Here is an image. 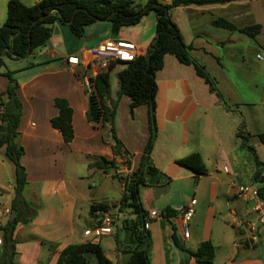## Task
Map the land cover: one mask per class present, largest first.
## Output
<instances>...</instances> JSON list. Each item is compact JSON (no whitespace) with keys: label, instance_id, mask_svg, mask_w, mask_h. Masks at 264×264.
<instances>
[{"label":"crops","instance_id":"obj_1","mask_svg":"<svg viewBox=\"0 0 264 264\" xmlns=\"http://www.w3.org/2000/svg\"><path fill=\"white\" fill-rule=\"evenodd\" d=\"M8 1L0 0V24L5 21L3 18H6ZM157 1L163 4L170 2ZM238 2L244 3L248 9L241 12L233 8L236 2H230L179 7L170 12L184 43L192 46L193 58L201 63L206 58L214 59L219 70L225 69L219 61L220 57L212 55L210 48L214 45L233 51V39L237 32L217 28L212 21L223 19L239 28L237 24H241L243 18L251 17L252 13L251 0ZM251 24L256 25L251 19L241 25ZM155 28L153 12L142 17L137 25L122 27L116 36L111 34L107 22L86 27L80 38L73 37L66 26L55 23L51 37L42 50L26 60L16 61L21 63L16 69H9L11 60H5V66L0 68V74L14 72L13 78L18 83L16 94L22 104V117L13 139L19 149L20 163L26 170L27 185L24 191L28 192V198L25 200L30 204L36 202L39 206L31 223L19 230L28 227L29 232L23 235V241L28 245L20 248L16 244L15 264H55L64 247L82 243V240L99 244L104 255L107 248L112 252L113 259H108L112 264H127L130 255L123 250L135 249V239L128 230L120 231L119 223L117 227H110L113 243L108 244L109 247L102 242L106 236L95 235L94 221L88 216L93 198L87 200V205L79 204L81 195H77L75 189L70 190L66 169L70 159L81 160L83 168L89 172L92 170V158L113 159L109 126L93 125L86 119L88 94L84 88L85 80L93 79L99 73L92 66H87L89 51L103 42L122 39L134 43L138 55H143L155 37ZM262 29L261 26L254 39L246 37L264 50L259 43ZM218 32L228 36L225 43L223 39H218ZM53 39L54 42H51ZM70 56H76L86 64L70 67L66 64ZM257 56L256 59L260 60ZM240 59L239 66L244 68V56ZM260 61H264L262 56ZM122 69L118 70L115 66L110 74H117ZM155 78L157 133L165 131L167 134H156L144 170V185L139 187L142 208L149 215L151 212L157 215L146 223L150 236V264H196L194 259L174 247L172 226L176 227L178 238L189 251L195 252L202 242L209 241L215 249L213 264H262L248 252L240 255L236 230L228 223L230 220L236 221V216L243 218L246 215L256 189V183H252L255 171L252 155L240 147L241 141L236 137L241 124V132L249 135L243 112L253 103L251 89L244 83L247 82L243 79L245 77L236 75L233 81H242L241 87L229 83V94L224 93L222 87L217 88L227 108L214 93L209 92L208 86L196 76L192 66L180 64L174 56H164L163 67ZM110 83V98L114 100L118 90H115L114 82ZM7 86L8 78L0 75V94L5 93ZM262 88L260 93L263 92V97L258 101L261 100L264 105V78ZM56 98L66 100L72 110L74 139L67 145L50 124V120L58 115L54 106ZM130 102L126 96L119 99L115 132L131 156L130 172H133L138 168L149 130L146 108H135L133 117H130ZM141 110L144 116L138 123L137 114ZM260 121V118L255 120L259 124ZM193 154L200 156L207 171L206 175L196 180L190 170L176 164L178 160ZM121 161V158H115V167ZM150 169L154 171L149 172ZM91 174L92 171L83 177L82 173H73V178L81 181ZM99 177L103 181L110 179L109 174L101 173ZM87 188L90 197L93 196L96 187L89 183ZM119 189L121 198L123 187L119 186ZM192 199L195 203L191 207L193 213L189 220V237L183 239L179 215L182 209L190 206ZM98 203L107 202L102 200ZM167 206L177 212L175 218L167 220L159 217L161 210ZM114 211L117 212V209ZM224 213L226 215L223 216ZM48 214L57 220L50 233L42 228V220ZM84 221L86 227L81 223ZM261 230L264 232V229ZM117 234L119 247L116 245ZM18 235L16 230L15 241ZM143 242L140 250L145 248L146 240Z\"/></svg>","mask_w":264,"mask_h":264},{"label":"trees","instance_id":"obj_2","mask_svg":"<svg viewBox=\"0 0 264 264\" xmlns=\"http://www.w3.org/2000/svg\"><path fill=\"white\" fill-rule=\"evenodd\" d=\"M238 1L244 0H170L169 4H163L157 0H146L143 6L134 4L131 0H40L30 7L18 0H9L7 3L6 19L0 26V68L5 66V60H26L42 50L51 37L52 26L55 23L66 26L73 37L80 38L86 27L98 22H107L110 25L111 34L116 36L122 27L137 25L142 17L150 12L155 15V37L145 54L138 55L131 62L111 64L105 71L90 80L92 91L88 94L87 121L93 125H108L110 130L113 159L108 161L100 157V162L95 164L104 174L107 173L105 165L114 164L115 158L130 155L118 140L115 132V115L119 99L122 96L130 99L128 107L130 117H133L135 108L141 106L146 108L149 130L147 144L140 157L138 168L124 181L123 193L118 205L119 214L129 211L133 216V219L125 220L119 227L120 231L128 230L137 243L135 249L123 250L130 255L127 264H150V236L146 229L149 214L142 208L139 187L144 185V170L157 134L155 76L163 67L164 56H174L180 64L192 66L196 76L208 86L209 92L214 93L225 106L216 87L215 79L208 74L203 65L191 56L192 46L184 43L177 26L171 20L170 12L179 7L223 5ZM212 25L239 32L250 39H254L261 30V26L257 24L237 28L223 19L212 21ZM117 65H121L123 69L116 74L118 91L115 99L112 100L110 98V73ZM13 74L14 72L10 71L0 74L8 78L7 89L5 93L0 94V108L2 109L0 112V149H3L4 157L13 165L14 170L13 198L9 209L12 218L0 228L2 232L0 264H15L17 251L14 232L16 227L28 225L36 215V210L23 196L27 185L26 170L20 163L19 149L13 139L22 117V104L16 94L18 83L13 78ZM54 106L58 110V115L50 120V124L52 129L59 132L63 143L67 145L74 139L71 123L72 110L67 101L62 98H56ZM242 128L241 124L236 137L241 141L240 147L252 155L255 165L252 183H264V176L261 174L264 163L259 160L255 149L247 145L249 135L241 132ZM257 138L264 145V133L258 134ZM176 164L190 170L194 174V180L207 174L197 154L180 159ZM153 171L149 170V172ZM256 196L264 202V188H257ZM109 211V206L99 203L89 207L88 216L94 221L96 227H100L103 214ZM176 216L177 212L168 206L163 208L159 214V217L167 220ZM118 237L117 234L116 245L119 247ZM144 240H146L145 248L140 250ZM171 240L176 249L194 259L196 264H213L215 249L209 241L202 242L195 252L189 251L178 238L175 226H172ZM92 258L96 264H112L105 257L100 245L90 241L67 245L60 251L55 264H89Z\"/></svg>","mask_w":264,"mask_h":264},{"label":"rangeland","instance_id":"obj_3","mask_svg":"<svg viewBox=\"0 0 264 264\" xmlns=\"http://www.w3.org/2000/svg\"><path fill=\"white\" fill-rule=\"evenodd\" d=\"M23 5L30 7L34 5L39 0H18ZM135 3H138L139 5H144L146 3V0H132ZM234 9H238L241 12H244L248 9L247 6L244 5L242 2H236ZM251 13L252 16L249 18H243L241 20V24H246L248 20L254 21L256 24H259L262 26V32L259 36V43L260 45L264 46V0H251L250 3ZM176 18V15L174 16ZM3 19H6L5 17ZM3 22H1L0 25H2ZM237 24L239 28L244 27L245 25ZM254 25V24H251ZM246 25V26H251ZM245 26V27H246ZM218 36V39H223V43L226 42V39L228 36L226 34H221L220 32L216 33ZM211 36V35H210ZM56 39V38H55ZM53 39L51 42H54ZM231 39V38H229ZM235 48L234 50H227V49H221L216 46H211L210 52L215 57H220V63L223 64L224 70H219L218 67L215 65V60H211L206 58L203 63L195 59L198 63L203 65L208 74L215 79L216 81V87L223 89L224 93L229 94V91H231L229 87V83L235 84V86H240L242 84V81H236L233 80L236 78V75H243L247 82H244L247 86L251 89V97H252V106L247 107L243 115L246 119V128L249 131V137L247 139V145L253 147L258 155V158L261 162L264 163V145H262L257 135L264 133V105L262 101H258V99L263 97V92L260 93V89L263 87V78H264V61H260L256 59V55L262 56L264 58V50L261 48H258L257 45L252 44L251 40L248 39L246 36L241 35L239 32H237L234 35L233 39ZM234 55V57H232ZM244 56L245 65L244 68H241L239 65H241V59L240 57ZM19 62V61H18ZM16 61L11 60V65H9V69L13 70L16 69L15 67L21 65V63H18ZM122 66L117 65V69L120 70ZM238 72L239 74H237ZM15 75V74H14ZM215 77L219 78L217 80ZM110 82H114V85L116 86L115 90H118V83L116 74H110ZM263 89V88H262ZM2 109L0 108V112ZM144 116L143 111H139L137 114L138 123H141V120ZM258 118L261 119L260 124L255 122ZM158 132V131H157ZM157 134H167L165 131H159ZM161 143L158 145L160 146ZM179 155V153L177 154ZM122 161L118 165V167H115L116 162L112 165H108L106 167V174H109L110 179L103 181L100 179L99 175L103 173V171L99 170L95 164L96 162H100L98 157L92 158V166H91V179L90 177L88 179H84L81 181H75L73 178V173L81 174L82 176H86L89 174V171H86L83 168V163L81 160H78L76 158V161L74 159H70L67 162V169H66V175L68 178V184L70 185V190L73 191L75 189L77 195H81V201L80 205H87V200L89 198H93L92 205L99 204L98 202H101L104 200L107 203H102L110 207V211L108 214L110 215V227H117L119 226L118 223L121 225L122 222H125V220H131L133 219V216L130 214L129 211H123L122 214L118 213V205L119 203H116V201L120 198V189L119 186L123 187L125 179L132 173L130 172L131 169V156L124 155L121 157ZM253 159V158H252ZM130 164V165H129ZM209 169H211V166H209ZM104 174V173H103ZM262 176H264V168L261 170ZM110 180V181H109ZM93 185L96 187V191L93 194V196L90 197V193L88 190V185ZM13 187H14V170L13 165L4 157V151L3 149H0V228H2L5 223L12 218V215L9 211L10 209V201L13 198ZM264 188V183H256V189H254V193L252 195V198L250 199V205L248 206L247 213L243 218H235L236 221L230 220L228 223L232 225V227L236 230V236H237V243L239 245L240 255H242L243 252H248L255 257H257L258 260L264 264V232L261 230L257 223V211L255 210L256 204H257V196H256V190L257 188ZM27 191H23L24 198L27 197ZM123 193V192H122ZM259 199V198H258ZM109 204V205H108ZM32 207L36 210L38 209V204L35 202L31 204ZM114 209H117V212L114 211ZM118 214V216H117ZM226 215L225 213L223 216ZM116 217V218H115ZM56 219L52 218L50 214L46 218H43L42 222V228L46 230L48 233L52 231V228L56 225ZM84 227L85 221L81 222ZM94 232L96 230V225L94 223ZM41 227V226H40ZM22 225H18L16 227L17 234V240L16 244L22 248L25 245H28L27 242L23 241V235L27 234L29 232L28 227H24L25 229H22ZM15 230V231H16ZM1 235L2 232H0V250H1ZM84 243V240H82ZM102 242L109 247L108 244L113 243V236L108 235L105 238H103ZM34 245V244H33ZM124 252V251H123ZM105 255L107 259H113L112 258V252L108 251L107 248H105ZM18 262V261H17ZM19 264V263H17ZM89 264H96L95 260L92 258L90 259Z\"/></svg>","mask_w":264,"mask_h":264},{"label":"built area","instance_id":"obj_4","mask_svg":"<svg viewBox=\"0 0 264 264\" xmlns=\"http://www.w3.org/2000/svg\"><path fill=\"white\" fill-rule=\"evenodd\" d=\"M87 66H92L93 69L98 70V72L105 71L111 64L116 63H126L133 61L138 56V50L134 43L122 39H115L103 42L92 48L88 53ZM261 60L260 56H257ZM66 64L70 67L79 66L80 64H86L81 61L76 56H70L66 59ZM98 73V74H99ZM91 79H86L84 88L87 94L92 91ZM195 201L192 199L190 206L182 209L180 211V222L179 228L181 230V236L183 239H188L189 237V220L192 217V205ZM257 211V223L258 226L264 229V202L257 198V204L255 207ZM155 212H151L149 218L156 217ZM111 234L110 229V215L108 213L103 214L102 226L97 227L95 230L96 236H107Z\"/></svg>","mask_w":264,"mask_h":264}]
</instances>
